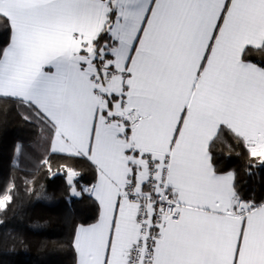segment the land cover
Segmentation results:
<instances>
[{"label":"snow or ice","instance_id":"obj_1","mask_svg":"<svg viewBox=\"0 0 264 264\" xmlns=\"http://www.w3.org/2000/svg\"><path fill=\"white\" fill-rule=\"evenodd\" d=\"M0 25V97L96 170L67 169L99 206L77 264H264V202L214 163L231 138L264 168V0H0Z\"/></svg>","mask_w":264,"mask_h":264},{"label":"trees","instance_id":"obj_2","mask_svg":"<svg viewBox=\"0 0 264 264\" xmlns=\"http://www.w3.org/2000/svg\"><path fill=\"white\" fill-rule=\"evenodd\" d=\"M9 38L10 31L0 25V48ZM251 59L259 62L260 55ZM24 115H29L25 105L0 97V198L12 196L0 209V264H76L75 232L96 222L99 206L87 192L71 194L67 169L79 173L74 183L80 191L95 183V167L84 157L52 153L51 131ZM44 159L51 170L41 163ZM214 163L224 172L235 170L242 197L264 202V168L256 166L243 144L231 138L219 143Z\"/></svg>","mask_w":264,"mask_h":264},{"label":"crops","instance_id":"obj_3","mask_svg":"<svg viewBox=\"0 0 264 264\" xmlns=\"http://www.w3.org/2000/svg\"><path fill=\"white\" fill-rule=\"evenodd\" d=\"M60 154V153H59ZM97 179V178H96ZM95 183H96V181H95ZM94 183V184H95ZM91 195V194H90ZM92 196V195H91ZM94 199H95V197L94 196H92ZM79 227V226H78ZM77 230H78V228H77ZM77 230H76V232H77ZM76 232H75V235H76ZM76 264H77V253H76Z\"/></svg>","mask_w":264,"mask_h":264},{"label":"rangeland","instance_id":"obj_4","mask_svg":"<svg viewBox=\"0 0 264 264\" xmlns=\"http://www.w3.org/2000/svg\"><path fill=\"white\" fill-rule=\"evenodd\" d=\"M75 179V178H74Z\"/></svg>","mask_w":264,"mask_h":264}]
</instances>
